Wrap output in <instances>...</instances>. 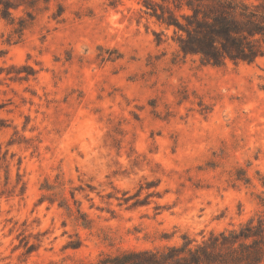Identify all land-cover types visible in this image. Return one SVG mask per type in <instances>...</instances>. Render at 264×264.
Segmentation results:
<instances>
[{"label": "rangeland", "instance_id": "obj_1", "mask_svg": "<svg viewBox=\"0 0 264 264\" xmlns=\"http://www.w3.org/2000/svg\"><path fill=\"white\" fill-rule=\"evenodd\" d=\"M64 5L21 37L0 19V264L164 249L262 210L264 57L184 56L144 0Z\"/></svg>", "mask_w": 264, "mask_h": 264}, {"label": "trees", "instance_id": "obj_2", "mask_svg": "<svg viewBox=\"0 0 264 264\" xmlns=\"http://www.w3.org/2000/svg\"><path fill=\"white\" fill-rule=\"evenodd\" d=\"M64 1L0 0V19L12 28V35L21 37L53 2L57 10L52 17L62 18ZM144 5L159 22L175 27L178 51L184 56L198 55L213 65L228 59L253 63L264 57V0H144ZM156 34L160 43L161 34ZM183 240L164 249L106 253L96 262L76 264H263L264 207L238 228L213 231L202 241L188 235Z\"/></svg>", "mask_w": 264, "mask_h": 264}]
</instances>
